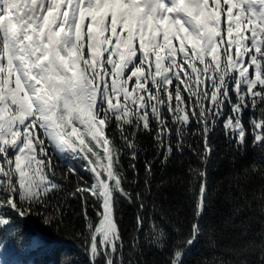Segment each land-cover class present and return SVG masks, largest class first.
Returning <instances> with one entry per match:
<instances>
[{
  "label": "snow or ice",
  "instance_id": "1",
  "mask_svg": "<svg viewBox=\"0 0 264 264\" xmlns=\"http://www.w3.org/2000/svg\"><path fill=\"white\" fill-rule=\"evenodd\" d=\"M217 127L237 149L250 130L264 151V0H0V264H18L17 241L45 244L40 231L25 240L21 224L59 228L69 214L83 218L73 238L87 264H139L124 257L119 208L137 206L140 232L157 164L163 172L185 148L201 165L188 166L192 246ZM140 137L155 147L143 177ZM244 174L264 181L256 164ZM183 256L177 247L165 264Z\"/></svg>",
  "mask_w": 264,
  "mask_h": 264
},
{
  "label": "trees",
  "instance_id": "2",
  "mask_svg": "<svg viewBox=\"0 0 264 264\" xmlns=\"http://www.w3.org/2000/svg\"><path fill=\"white\" fill-rule=\"evenodd\" d=\"M249 111L245 121L251 117ZM248 146L237 149L234 142L225 136L222 127H217L212 138L214 153L207 165V186L209 207L204 217L203 234L198 242L186 246L192 222V189L188 166H201L192 152L185 148L183 154H177V160L168 165L163 172L156 166L155 182L152 193L147 194L148 209L143 215L146 223L140 232H134L135 216L138 208L127 202L119 208L120 225L124 237V257L126 260L139 261V264H165L170 253L177 247L184 249L183 264H259L264 247V201L259 197L262 182L259 175L245 176L244 169L252 164L264 167V151L251 142L248 133ZM141 147L140 176L143 177L145 159H153L155 147L150 138L140 137ZM127 163V161H125ZM161 176L168 183L161 189L155 187ZM142 183V180H141ZM254 193L257 198L254 197ZM152 201L156 207H152ZM74 211L79 205L72 201ZM90 214L95 217L92 209ZM83 218L69 214L65 224L44 228L39 219L32 217L20 225L25 240L38 231L44 237L45 244L39 248H29L19 241L13 245L15 260L18 264H87V257L80 246L79 239L73 238V232L82 227ZM165 233L164 247L155 242L154 227ZM134 239L137 246L133 247Z\"/></svg>",
  "mask_w": 264,
  "mask_h": 264
}]
</instances>
